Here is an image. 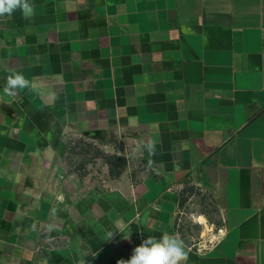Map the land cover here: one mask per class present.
<instances>
[{"label": "crops", "instance_id": "crops-1", "mask_svg": "<svg viewBox=\"0 0 264 264\" xmlns=\"http://www.w3.org/2000/svg\"><path fill=\"white\" fill-rule=\"evenodd\" d=\"M29 3L0 16V264H117L165 232L187 264H264V0ZM85 136L118 176L70 167ZM188 188L221 215L204 250L177 230Z\"/></svg>", "mask_w": 264, "mask_h": 264}, {"label": "rangeland", "instance_id": "rangeland-1", "mask_svg": "<svg viewBox=\"0 0 264 264\" xmlns=\"http://www.w3.org/2000/svg\"><path fill=\"white\" fill-rule=\"evenodd\" d=\"M107 150L104 144L88 136L74 138L68 143L67 161L73 169L99 168L101 164H106V155H113ZM199 216L204 218V222H199ZM177 230L194 249L204 250L216 242L222 234L221 215L207 194L196 188L183 192L177 214Z\"/></svg>", "mask_w": 264, "mask_h": 264}, {"label": "clouds", "instance_id": "clouds-1", "mask_svg": "<svg viewBox=\"0 0 264 264\" xmlns=\"http://www.w3.org/2000/svg\"><path fill=\"white\" fill-rule=\"evenodd\" d=\"M19 9L25 18L34 14V6L29 0H0V16L11 15ZM30 88V81L22 73L12 71L7 76V83L4 87V93L8 96L17 95L18 90ZM149 156L155 155V141H150L146 145ZM153 161L149 159V166ZM109 234V239L112 238ZM127 238V237H126ZM188 252L185 250L182 240L167 232L159 238L149 236L142 243L133 249L130 259H121L117 264H187ZM85 264V261H81Z\"/></svg>", "mask_w": 264, "mask_h": 264}, {"label": "trees", "instance_id": "trees-1", "mask_svg": "<svg viewBox=\"0 0 264 264\" xmlns=\"http://www.w3.org/2000/svg\"><path fill=\"white\" fill-rule=\"evenodd\" d=\"M104 161L108 165V171L111 176H118L125 166V158L123 156L106 155Z\"/></svg>", "mask_w": 264, "mask_h": 264}, {"label": "bare ground", "instance_id": "bare-ground-1", "mask_svg": "<svg viewBox=\"0 0 264 264\" xmlns=\"http://www.w3.org/2000/svg\"><path fill=\"white\" fill-rule=\"evenodd\" d=\"M198 220H199L200 223L204 222V218L202 216H199Z\"/></svg>", "mask_w": 264, "mask_h": 264}]
</instances>
